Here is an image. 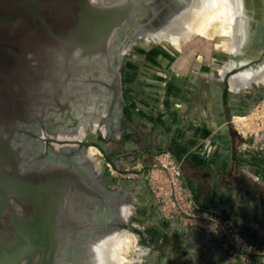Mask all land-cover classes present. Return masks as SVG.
I'll return each instance as SVG.
<instances>
[{"label": "water", "instance_id": "water-1", "mask_svg": "<svg viewBox=\"0 0 264 264\" xmlns=\"http://www.w3.org/2000/svg\"><path fill=\"white\" fill-rule=\"evenodd\" d=\"M133 3L0 0V198L4 188L7 202V244L0 250V264H54L56 248L50 243L56 218L47 216L53 190L73 186L82 178L76 164L89 156L91 147L80 148L83 159L77 156L65 165L55 156L44 161L42 171H33L31 160L23 156L21 119L31 124L44 113L46 123L75 120L89 86L95 93L98 84L113 95L110 112L114 107L120 110L121 77L111 38L131 20ZM83 124L81 132L55 134L56 139L70 141L56 142L55 148L78 149L72 141L82 140V128L91 123ZM43 179L48 182L36 183ZM12 200L23 206L24 215L16 213ZM37 253L39 260L34 263Z\"/></svg>", "mask_w": 264, "mask_h": 264}, {"label": "flooded vegetation", "instance_id": "flooded-vegetation-1", "mask_svg": "<svg viewBox=\"0 0 264 264\" xmlns=\"http://www.w3.org/2000/svg\"><path fill=\"white\" fill-rule=\"evenodd\" d=\"M191 1L193 0H133L131 20L115 31L111 38V43H115V60L118 61L121 77L120 110L114 107L110 112L108 105L113 95L108 89L104 91L102 84H98L99 88L95 93L89 86V93L84 95L80 107L76 108L75 120L69 118L68 123L63 125L58 124L56 120L46 123L43 120L44 113L31 124H28L25 118L21 119L25 124L19 131L24 146L23 156L31 160L33 171H42L45 160L57 158V161L68 165V161H75L77 156L83 159L79 150L85 145L101 150L107 143L118 142V139L140 143V137H134L130 128L135 111L130 108L126 99L121 70L124 57L128 51L134 56L146 50L151 54L157 51L162 53L158 44H169L171 37H178L184 31L185 25L181 19L191 6ZM234 1L239 28L235 48L232 51L222 50L218 54L221 70L215 77L202 81L196 74H186L181 85L222 86V103L225 105L228 100L235 102L227 107L225 114L228 115L245 111L247 106L264 95V84L247 83L249 78L264 72V0ZM160 53V56L164 54ZM164 59L166 64L172 65L173 61ZM238 76L244 79L236 88H232L231 78ZM83 123L91 124L82 128L85 133L82 140L72 141L79 144L78 149L55 148L56 142L60 145L70 143L66 139H56L55 134L75 129L81 132ZM92 132L95 138H86L90 137ZM76 170L82 178L76 180L73 186L63 188L59 185L54 189L55 198L51 202V210L47 213V216L56 218V227L52 229L50 243L52 249L56 248L54 264H95L92 262L95 247L107 236L121 232L132 234L135 243L141 244L142 237L131 216L132 194L124 189L123 185H114L111 179L103 177L102 171L92 163L89 156L76 164ZM47 182L45 179L36 180V183ZM12 205L17 214L24 215L22 205L15 200H12ZM6 207V190L3 188L0 198V250H5L7 244ZM39 256L40 253H37L34 263L38 262ZM22 263L25 264V261Z\"/></svg>", "mask_w": 264, "mask_h": 264}, {"label": "rangeland", "instance_id": "rangeland-1", "mask_svg": "<svg viewBox=\"0 0 264 264\" xmlns=\"http://www.w3.org/2000/svg\"><path fill=\"white\" fill-rule=\"evenodd\" d=\"M223 38V35H215L211 39L196 36L191 41L183 42L179 49L161 42L158 46L164 54L157 51L162 54L161 56L157 52L151 54L147 50L146 52L140 51L134 56L128 51L121 70L126 99L130 108L135 111V119L148 115L149 109L145 107L146 104L151 103V106L155 107L151 115L155 117L158 127L159 124L163 125L162 123L170 115L169 112L172 115L170 121L167 119L168 122L183 121L184 116H187L184 120H188L194 125L196 117L199 115L198 111L189 110L188 102L185 104L182 96L178 97V100H172L170 96L177 97L175 95L178 94L176 88L182 85L183 77L186 74H196L202 81L208 77L216 76L217 72L221 70L218 54L223 50L216 44L220 43ZM164 58L173 61L172 65L166 64ZM163 86H172L173 88L171 91L173 95L166 96L172 106L166 109L160 106L165 99L164 93L155 89ZM214 93L218 98L220 90L217 89ZM261 99H264V95L247 106L245 111L252 108ZM228 102L235 104L232 100H228ZM174 108H179L181 112ZM214 113L219 114L217 109L214 110ZM226 116H228L227 113ZM159 119L161 123H159ZM168 122L167 126L171 127ZM207 127L205 124L197 129L194 125L192 133L194 135L195 129H197L199 133L206 136L210 130L203 128ZM180 130L181 126L177 127L175 131L181 134ZM82 134L85 137V133L82 132ZM201 134L199 136H202ZM86 138H95V134L92 132L90 137ZM207 140L213 141L212 138ZM205 141L202 145L205 151H201L203 156L200 155V157L207 156V153L211 152L210 146ZM108 146H104V149L101 150L94 147L97 152L92 155L91 160L102 171L103 177L111 179L114 185H123V188L133 196L131 216L142 237V242L138 245L134 243L130 250L131 264H253L239 256L235 257L233 253L225 249L224 238L217 231L213 221L209 217L202 216L205 211H208V216L210 213L223 215L216 210L198 204L194 196L185 188L184 182L182 198L178 200L173 198L170 187L165 181V174L158 172L153 166L152 158L155 152L144 158L141 155H135L132 158L124 157L122 159L120 157L122 153H111L113 152L112 147ZM192 153H194L193 149ZM116 158L117 162L114 160ZM108 163L111 164L112 170ZM182 164V171H184ZM256 164L259 174L264 172V168L261 167L264 164L259 162ZM260 179L264 181V177H260ZM186 194L191 196L194 204L190 205L188 199H185ZM229 221L231 222V220ZM236 230L238 229L236 228ZM257 262L264 264L261 258H258Z\"/></svg>", "mask_w": 264, "mask_h": 264}, {"label": "crops", "instance_id": "crops-1", "mask_svg": "<svg viewBox=\"0 0 264 264\" xmlns=\"http://www.w3.org/2000/svg\"><path fill=\"white\" fill-rule=\"evenodd\" d=\"M221 88L222 86H178V94H175L177 97L170 96L172 100H178L182 96L184 103L188 102L189 110L198 111L194 125L199 129L206 124L208 127L203 129L210 130L206 136L197 129L193 135L194 125L184 120L187 116H184L183 121L168 122L171 112L170 115L167 114L168 120L158 127L155 117L151 115L155 107L149 103L145 105L149 109L148 115L134 118L130 124L133 136L140 137V143L118 139V142H109L107 146L112 147L111 153H122V159L135 155L144 158L157 150L171 151L183 163L184 186L195 201L203 207L220 212L223 217L231 220L241 235L264 246V181L260 179L264 177V172L259 174V169L256 168V163L264 164V149L257 146V141L245 140L235 131L229 121L230 115L241 112H232L226 116L225 111L231 104L228 101L225 105L222 103ZM155 89L165 96L160 106L165 109L172 106L166 98L168 94L173 95L172 86ZM217 89L220 90L218 98L214 95ZM174 109L181 112L179 108ZM215 109L219 114L214 113ZM158 121L161 123L160 119ZM167 122L171 127L167 126ZM179 126L181 134L175 131ZM208 138L213 141L209 142ZM204 140L211 152L202 157L201 151H205L202 146ZM114 160L118 161L117 158ZM261 167L264 168V165ZM253 264L260 263L256 261Z\"/></svg>", "mask_w": 264, "mask_h": 264}, {"label": "bare ground", "instance_id": "bare-ground-1", "mask_svg": "<svg viewBox=\"0 0 264 264\" xmlns=\"http://www.w3.org/2000/svg\"><path fill=\"white\" fill-rule=\"evenodd\" d=\"M182 23L184 31L178 37H171L169 44L179 49L183 42L191 41L196 36L213 38L215 35H223L224 38L217 47L225 51H232L238 38L237 8L234 0H194L184 17ZM244 78L232 77L231 87L236 88ZM255 82L264 84V75L249 78L247 83ZM244 118H236L237 122ZM91 147L89 157L96 153ZM135 243L134 236L127 232H121L107 236L95 247L92 262L95 264H131L129 252ZM96 253V254H95Z\"/></svg>", "mask_w": 264, "mask_h": 264}, {"label": "built area", "instance_id": "built-area-1", "mask_svg": "<svg viewBox=\"0 0 264 264\" xmlns=\"http://www.w3.org/2000/svg\"><path fill=\"white\" fill-rule=\"evenodd\" d=\"M244 118L237 122L236 118ZM235 131L245 140L257 141V146L264 149V99L259 100L252 108L241 113H235L229 119ZM153 166L158 172L165 174V181L175 200L183 196V171L180 161L168 150L156 151L153 156ZM110 170L111 164L108 163ZM190 205L194 204L191 196L185 195ZM210 213V212H209ZM203 217H209L217 231L224 238V247L248 263H254L258 258L264 262V246L258 245L241 235L233 224L220 214L203 212Z\"/></svg>", "mask_w": 264, "mask_h": 264}]
</instances>
